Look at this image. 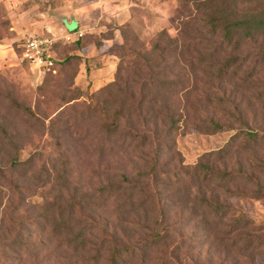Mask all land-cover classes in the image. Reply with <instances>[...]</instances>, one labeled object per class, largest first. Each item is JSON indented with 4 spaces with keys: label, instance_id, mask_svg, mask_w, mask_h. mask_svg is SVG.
Wrapping results in <instances>:
<instances>
[{
    "label": "rangeland",
    "instance_id": "rangeland-1",
    "mask_svg": "<svg viewBox=\"0 0 264 264\" xmlns=\"http://www.w3.org/2000/svg\"><path fill=\"white\" fill-rule=\"evenodd\" d=\"M34 1L38 0H0V35L10 37L0 45V264H107L105 255L94 262L93 250L80 249L79 242L84 238L99 244L110 238L109 233L127 243L149 236L153 221L161 215L150 209L145 220L143 211H132L128 202L158 189L160 182L148 185L146 177L139 176L155 153L150 147L134 148L103 127L131 91L133 99L149 91L141 85L148 64H168L172 73L167 77L181 74L190 88L168 93L174 104H185L187 120L174 135L177 151L167 169L181 161H196L236 133L240 136L225 159H210L211 163L236 169L264 160V138L256 146L237 148L245 139V126L237 118L251 129L264 130V60L254 62L256 51L264 48V35L235 50L230 46L219 50V62L236 57L232 66L241 59L242 63L234 75L210 79L199 68L190 73L181 57L175 60L179 53L168 48L159 34L165 29L179 44L186 43L185 56L196 59L207 54L217 39L204 25L209 10L197 8V0H39V6L70 2L73 8L99 7L83 14L86 25L81 34L51 35L49 47L57 66L51 70L46 65L43 77L23 58L22 29H12L8 21L13 9L33 14ZM214 1L232 14L260 5L257 0L238 6L235 0ZM120 61H129L123 74L132 85L108 87ZM252 67L254 73L246 77ZM122 120L129 124L126 116ZM213 120L224 128L202 129ZM172 155L163 153L161 161ZM27 157L29 162L14 165L15 159ZM57 171H64L65 178L55 177ZM125 177L135 180V187L113 190L111 185ZM204 186L201 189L208 193ZM232 186L254 189L240 182ZM188 190L196 193L198 184ZM216 192L229 211L210 229L198 210L177 201L171 189L161 193L160 226L170 225L172 235L152 247L140 245L138 254L121 264H264V238L259 244L255 239L254 248L244 247L247 234H264V196ZM243 215L251 220L248 226L230 227L236 216Z\"/></svg>",
    "mask_w": 264,
    "mask_h": 264
},
{
    "label": "trees",
    "instance_id": "trees-1",
    "mask_svg": "<svg viewBox=\"0 0 264 264\" xmlns=\"http://www.w3.org/2000/svg\"><path fill=\"white\" fill-rule=\"evenodd\" d=\"M252 1L235 0V4ZM257 1L260 5L256 4L255 9H243L241 14H232L231 10H225V7L221 8L217 6L214 0H197V8L205 11L209 10V12L207 11L208 14L204 25L209 29V34L214 36L217 41L213 44V48L207 51V54L200 55L196 59L185 56L186 43L183 45L179 44L177 38L169 36L165 29L160 30L159 34L166 38L168 48L175 49L179 53L175 60L181 57L183 62L189 64L190 68L187 70L190 73L199 68L210 79H221L227 73L234 75L242 63V59L236 66H232L237 62L236 57L227 58L225 61L219 62L217 60L220 55L219 50L224 49V46H230V48L235 50L252 39L264 35V3L259 0ZM42 7L52 9L55 6H52L50 3L45 4L44 2ZM218 11H221V14ZM187 22V20L183 21L184 26ZM1 38L2 36L0 35V40ZM122 47L125 48V46ZM23 58L31 65L27 58ZM120 58L122 60V56ZM245 59L246 56H244ZM263 60L264 48H261L256 51L254 62L261 63ZM125 64H129V61L126 63L120 61L118 63L115 78L107 85L108 87L123 89V82H125V87L132 85L128 77L125 78L123 74ZM160 64H162L161 61L157 64V67L151 64L147 65L148 76L142 78L141 85L145 88L148 86L149 91L143 93L137 99H133V92L131 91V95L120 103V106L115 110L113 118L110 121L107 120L103 124V127L112 134H120L123 137L122 141H126L128 145H132L134 148L150 147L155 153L145 162L147 169L144 172H140L139 176L146 177L148 185L150 181L152 183L156 182V185L160 182L158 189L153 192L149 191L139 201L129 198L128 203L131 205L130 209L132 211H139L141 209L145 220H147L150 209L159 213L162 218L161 216L155 218L151 233L140 242H123L118 240L113 233L109 232L107 236H110V238L106 240V237H104L99 244H93L83 238L78 246L87 252L93 250L92 258L94 262H98L100 256L105 255L107 264H121L135 257L138 254V250L141 249L140 245L152 247L169 238L173 233V228L168 224L160 226L164 220V211L162 210L164 202H162L163 196L161 193L168 189L172 190V194L176 197L177 201L189 203L195 210H198L197 214H201L203 223L207 229L218 226L229 211L227 205L222 204L217 199L218 192L216 190L228 193L229 195L264 196V176L262 178V175H264V160H259L256 165L254 164L249 168H244L239 164L236 169L228 168L223 162L218 164L210 162V159L214 161H223L225 159L233 147L235 139L240 136L238 133L231 135L224 145L204 151L196 161L185 163L181 161L173 170L167 169L173 160L174 152L177 151H174V135L183 126L182 123L187 120V114L183 111L185 104H174L173 101H170L168 93L174 90L189 91L190 88L184 82L181 74H175L176 76L173 78L167 77L169 73H172V70L168 67V64ZM55 66H57V61L49 65V68L55 70ZM213 67L215 69H212ZM262 67H264V64H262ZM253 69L252 67L247 70L245 76L248 77L253 74ZM45 73L46 70L44 69L42 73L43 77ZM124 116L128 119L129 124L127 125L123 124L122 118ZM237 119L245 126V129L242 130V136L245 139L242 143H239L237 148L247 149L256 146L264 138V130L251 129L241 117ZM223 128L224 125L221 122L213 120L211 126H206V128L202 129L216 131ZM126 137H129V139L127 140ZM166 152L173 155L161 161V155ZM29 160H31V157H27L24 160L15 159L14 165L23 164L29 162ZM55 177L65 178V172L59 173L57 171L55 172ZM186 179L189 180V183L184 182ZM132 181L125 177L112 184L111 187L113 190L133 189L137 182H134L135 180ZM237 182L244 185H254V189H241L238 186H232ZM195 184H198V191L192 194L188 189L192 188ZM210 184H213V186L209 187ZM202 185H205L204 188L209 190L208 193L201 189ZM107 188L102 189L107 190ZM129 196L131 197L132 195L130 194ZM164 199H167L166 196ZM234 221L235 223L231 224L230 227H237L236 223L243 227L251 223L249 216L246 215L236 216ZM112 231L116 233V230L112 229ZM261 238H264V234L257 236L247 234L244 247L246 249L256 247L257 244L254 243V240L256 239L257 241L259 239V244L263 242L260 240ZM14 239L21 243V239L17 237ZM70 241L73 242V238Z\"/></svg>",
    "mask_w": 264,
    "mask_h": 264
},
{
    "label": "crops",
    "instance_id": "crops-1",
    "mask_svg": "<svg viewBox=\"0 0 264 264\" xmlns=\"http://www.w3.org/2000/svg\"><path fill=\"white\" fill-rule=\"evenodd\" d=\"M39 5V0L34 1L33 14L30 15L25 14L24 11H14L13 9L12 11L14 13L9 18V22L11 23L10 27L16 30L22 29V36L25 38L30 34H34L52 40L51 35L57 33L56 31H59V34H56L59 37H69L73 34H81L84 31L86 23L82 19V16L86 11L89 12L99 8L91 4L86 6L75 4V8H73L70 2L55 6L52 9H47ZM9 38V36L2 37L0 45H4V39L9 41Z\"/></svg>",
    "mask_w": 264,
    "mask_h": 264
},
{
    "label": "built area",
    "instance_id": "built-area-1",
    "mask_svg": "<svg viewBox=\"0 0 264 264\" xmlns=\"http://www.w3.org/2000/svg\"><path fill=\"white\" fill-rule=\"evenodd\" d=\"M51 39L34 34L28 35L22 45L23 57L27 58L32 66L38 69L39 73L44 72L46 65L53 63L49 44Z\"/></svg>",
    "mask_w": 264,
    "mask_h": 264
}]
</instances>
